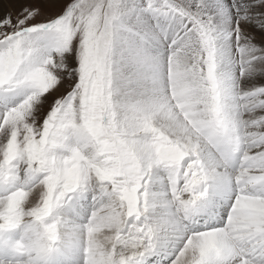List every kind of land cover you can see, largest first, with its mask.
Masks as SVG:
<instances>
[{"label":"clouds","instance_id":"obj_1","mask_svg":"<svg viewBox=\"0 0 264 264\" xmlns=\"http://www.w3.org/2000/svg\"><path fill=\"white\" fill-rule=\"evenodd\" d=\"M179 2L190 7L196 0ZM128 3L77 0L61 27L41 34L42 43L22 41L25 54L14 71L0 62V83L14 82L11 94L23 97L0 124V251L12 257L0 264H54L55 249L69 239L92 264H117L114 257L137 242L123 233L125 192L139 181H151L153 209L159 205L186 225L180 264H252L245 256L264 246V215L247 210L249 203L264 206V196L246 195L264 184L258 189L241 166L245 155L264 152L254 142L264 138V85L253 92L243 84L264 66L250 63L226 15L194 16L186 31L180 17L168 18L150 25L154 37L146 40L135 20L124 19ZM73 44L78 67L69 69L63 49ZM61 65L78 78L39 123L36 106L61 84L53 75ZM209 133L222 148L239 142L229 169L236 203L224 221L227 201H217L221 226L201 230L205 216L189 218L184 209L194 195L202 208L215 199H201L202 185L194 193L209 154L223 162ZM197 144L199 161L191 153Z\"/></svg>","mask_w":264,"mask_h":264},{"label":"snow or ice","instance_id":"obj_2","mask_svg":"<svg viewBox=\"0 0 264 264\" xmlns=\"http://www.w3.org/2000/svg\"><path fill=\"white\" fill-rule=\"evenodd\" d=\"M7 3H11L15 7L16 0L0 2V62H2L6 72L14 71L22 61L25 54V50L21 47L23 40L33 38L34 34H42L61 27L63 21L70 17L77 7V0H75L64 14L46 17L39 5L22 4L14 14L6 7ZM113 7L119 8L120 6L113 5ZM124 7L129 9L124 19H127L129 23L135 20L144 29L143 34L146 40H151L154 37L149 26L159 25L160 21L168 18L180 17L184 25L187 26L186 31L188 28H192L195 23L194 16L226 15L231 24L232 38L246 44V50L251 54L250 63L255 65V62L264 56V49L252 43V37L246 28L247 25L254 24L264 30V0H247V2L245 0H231V2L229 0H196V3L190 7H186L179 0H155V2L153 0H138V2L137 0H129V3ZM63 51L73 52L75 45L66 46ZM144 62L151 64L152 60L145 56ZM68 68L71 69L69 65ZM205 71H207V65H205ZM62 72L69 73L61 65L53 75H60ZM14 90V82L0 83V101L4 103L6 109L0 118V124L4 122L14 108L18 109L19 107L18 104L9 106V94ZM251 90L255 92L256 86L252 87ZM254 142L255 144H264V138H259ZM209 143L217 145L218 150L222 153L223 162L217 161L211 153L209 154V161L201 163L198 167L199 184L194 193L198 195L202 185L207 189V193L201 199H209V197H215V199L202 208L200 200L196 199L194 195L193 200L184 209V215L189 218L195 215L205 216L201 230H207L209 226H221L220 221L216 219L217 210L221 206L217 201H227L228 212L236 203L232 188L234 178L229 169L235 163L233 147L239 149V142L235 146L222 148L216 135L209 133ZM191 153L198 161L201 159L198 144L191 148ZM240 154L243 155L242 152ZM241 166L249 181L255 182L259 189L260 185L264 184V152L257 151L251 155H245L241 161ZM150 183L151 181L148 183L139 181L136 186L125 192L127 203L124 211L126 213L130 211V214L127 217V226L124 228L123 234L130 240L134 239L137 242L129 245L131 251L127 255L114 257L117 264H148L151 257L159 255L170 257V264H180L178 257L181 255L183 244L186 243L184 237V233L187 231L186 225L179 218L169 214L161 219L159 225L153 222V206L149 199ZM246 195L264 196V191L258 190L255 193H246ZM247 210L253 218L258 219L264 215V206L260 204L249 203ZM226 219L223 220L226 221ZM169 245H171L170 250ZM79 253V244L69 239L62 248L55 249L54 264H56L58 257L60 264H75V257ZM0 259L10 260L12 257H5L3 251H0ZM245 259H251L252 264H264V246L257 244L252 249L251 255H246ZM83 264H92V259L87 251L84 252Z\"/></svg>","mask_w":264,"mask_h":264},{"label":"bare ground","instance_id":"obj_3","mask_svg":"<svg viewBox=\"0 0 264 264\" xmlns=\"http://www.w3.org/2000/svg\"><path fill=\"white\" fill-rule=\"evenodd\" d=\"M71 0H46L45 2L43 0H16L15 3V7H13V5L11 3H9V7L8 9L13 11V13L15 14L16 9L20 8L22 4H31L32 6H37V5H41L43 7H45V5L48 4V6L46 8L49 9H57V10H62V8H65V6L70 2ZM0 2H3V0H0ZM8 4V3H7ZM247 30L251 31L252 30V26L251 27H246ZM41 39V34H38L36 37V41L37 43H42ZM78 59H77V55L76 52H70L66 55V63L69 64V67L71 69H75L76 68V63H77ZM261 64V63H260ZM259 63L256 65L258 66ZM259 74V71H256L254 74L250 75L244 83V86L246 88H252L255 86H258V84L256 83V76ZM66 77V75H65ZM62 80V83L65 80ZM61 85V84H60ZM60 88V87H59ZM59 89L55 90V93L51 96L50 99L47 100L48 103L46 104H39L36 106L37 108V112L38 115L42 116L45 118V116L48 114V112L51 110V106L54 105V101L57 100L58 98H60L61 96H63L62 94H60V92H58ZM19 96H17V100H18ZM23 98V97H20ZM44 97H42L43 99ZM9 99H10V103L9 106H13L14 105V96L12 94H9ZM16 100V101H17ZM45 100V99H44ZM18 103V101H17ZM5 106L4 103L2 101H0V118H2V115L5 111ZM39 119V118H38ZM154 183V190L156 187H158V178L156 180L153 181ZM225 211H228V205L225 204L223 205V207L220 208V215L224 214ZM166 215V212L164 209H162L159 205H157V207L155 209H153V214H152V218L153 219H162L164 216ZM171 249V245H169V250ZM82 255L79 253L76 255L75 257V264H82V260H81ZM153 257H159V256H153ZM149 261V260H148Z\"/></svg>","mask_w":264,"mask_h":264},{"label":"rangeland","instance_id":"obj_4","mask_svg":"<svg viewBox=\"0 0 264 264\" xmlns=\"http://www.w3.org/2000/svg\"><path fill=\"white\" fill-rule=\"evenodd\" d=\"M44 2L46 0H43ZM4 2V0H3ZM75 2V0H71L66 6L65 8H62V10H57V9H49V8H46L48 6L45 5V7L39 5L41 8H42V11L43 13L45 14L46 17H54V16H59V15H62L65 13V11L67 10V8L73 4ZM229 2H231V0H229ZM245 2H247V0H245ZM6 7L8 8L9 7V3L6 4ZM10 8V7H9ZM252 26V30L248 31L249 34L251 35L252 37V43L254 45H258L260 48L264 49V30L258 28L256 25L254 24H250V25H247L246 27H251ZM40 34V33H37V34H34L33 35V39L35 40L37 35ZM40 39V38H39ZM42 41V39H40ZM233 51H235V49H233ZM76 52V51H75ZM77 55V54H76ZM259 63V65L257 66V68L261 67V66H264V61H256L255 64L257 65ZM261 63V64H260ZM69 65V64H68ZM78 67V61L76 63V68ZM62 76V80L64 79L65 75V80L64 82L62 83L61 82V85H59L56 89H59L58 92H60V94H62L63 96L67 95L68 92L71 91L72 87H74V84H75V81L76 79L78 78L77 75L75 73H72L71 75L68 73V72H62L60 74ZM256 83L259 85H264V72H260L259 71V74L256 76ZM246 79L243 81L245 82ZM244 84V83H243ZM60 87V88H59ZM54 89L53 91L49 92L47 95L44 96V98L42 99V103L40 104H46L48 103L47 100L51 98V96L55 93V90ZM62 97V96H61ZM22 98H18L17 100V96H14V105L15 104H18L20 101H21ZM45 99V100H44ZM18 103H17V101ZM56 101V100H55ZM54 101V103H55ZM13 105V106H14ZM39 105V104H38ZM52 108V106L50 107ZM34 115L39 118L38 119V122L39 123H42L43 122V119L44 117L38 115V112H37V108H36V111L34 113ZM46 117V116H45ZM227 214H228V211H225L224 214H221L220 216L222 217V219H226L227 217ZM87 215V213H86ZM81 260L83 262V256L81 257ZM170 261H171V258L168 257V256H165V255H159V257H151L148 261V264H170ZM56 264H60V258L58 257L56 259Z\"/></svg>","mask_w":264,"mask_h":264}]
</instances>
